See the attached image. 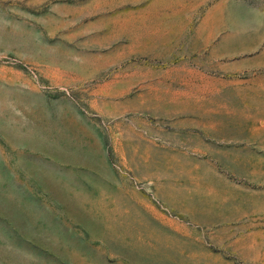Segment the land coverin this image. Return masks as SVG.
I'll return each mask as SVG.
<instances>
[{
  "label": "rangeland",
  "instance_id": "rangeland-1",
  "mask_svg": "<svg viewBox=\"0 0 264 264\" xmlns=\"http://www.w3.org/2000/svg\"><path fill=\"white\" fill-rule=\"evenodd\" d=\"M0 264H264V0H0Z\"/></svg>",
  "mask_w": 264,
  "mask_h": 264
}]
</instances>
